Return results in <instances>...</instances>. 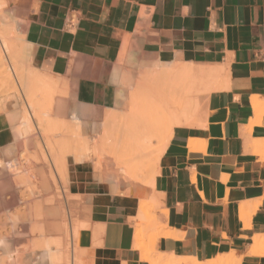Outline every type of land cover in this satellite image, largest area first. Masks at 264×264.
Returning a JSON list of instances; mask_svg holds the SVG:
<instances>
[{"label": "crops", "instance_id": "obj_1", "mask_svg": "<svg viewBox=\"0 0 264 264\" xmlns=\"http://www.w3.org/2000/svg\"><path fill=\"white\" fill-rule=\"evenodd\" d=\"M0 3L12 10L8 26H21L17 44H30L31 65L55 81L69 77L87 120L95 104L114 106L120 74L141 76L149 61L220 67L222 86L200 97L193 125L173 128L159 160L153 192L174 232L156 238V252L197 261L234 252L238 264H264V247L249 254L252 237L264 236V112L252 104L264 108V0ZM6 116L0 113V152L13 141ZM86 174L91 226L80 229L79 247L99 264H148L132 248L135 197L110 193Z\"/></svg>", "mask_w": 264, "mask_h": 264}, {"label": "bare ground", "instance_id": "obj_2", "mask_svg": "<svg viewBox=\"0 0 264 264\" xmlns=\"http://www.w3.org/2000/svg\"><path fill=\"white\" fill-rule=\"evenodd\" d=\"M5 32H1L0 46L9 56L4 55V59L0 51V108L11 124L13 141L4 146L0 158V264H85L84 249L78 245L80 229L91 226L78 220L92 210L85 170L91 165L93 177L108 183L110 193L148 197L153 210L160 201L153 192L154 178L173 128L193 123L200 94L222 86V69L149 61L145 63L149 70L141 76L120 74L114 106L108 109L95 104L87 120L85 115L80 117L65 107L66 88H58V81L31 65L30 44L18 47L21 54L17 56L14 43L20 38L15 36L13 42L11 33L7 36ZM60 82H69V77ZM8 90L16 95H1ZM252 104L259 114L264 112L257 99ZM260 153L264 154V144ZM141 200L136 216L129 218L132 226L159 222L151 226H156L155 238L174 232L164 227L163 208L149 220L150 206L146 208L147 202ZM65 207L70 211V229L59 220ZM101 228L94 224L92 235L100 234ZM252 238L249 254L257 250L256 254L261 251L259 246L264 247V236L255 234ZM137 244L133 236L132 245ZM150 250L145 257L151 255ZM89 254L92 256L93 251ZM152 254L146 263L238 264L240 260L234 252L203 261L155 251Z\"/></svg>", "mask_w": 264, "mask_h": 264}, {"label": "rangeland", "instance_id": "obj_3", "mask_svg": "<svg viewBox=\"0 0 264 264\" xmlns=\"http://www.w3.org/2000/svg\"><path fill=\"white\" fill-rule=\"evenodd\" d=\"M2 1V0H1ZM4 4H0V35H1V32H2V30H4V31H6L5 32V34L8 36V35H10V33H11V36H14V37H9V39H11V40H15V36L16 37H18V38H20V40L18 41V40H16L15 41V43H14V48L15 47H17V48H15L16 49V51H15V55L17 54V56L18 55H20L21 54V52L19 51L18 52V47H20L22 44H17V43H21L22 42V40H23V38H22V36H20V32H21V30H16L15 28H14V26L12 25L11 27H9L8 26V24L9 23H11L10 22V18H9V14L7 13V12H9V13H11L12 12V10L11 9H5L4 8ZM11 11V12H10ZM8 15V16H7ZM7 18H6V17ZM5 19H4V18ZM4 27V28H3ZM6 27V28H5ZM11 31V32H10ZM1 39V38H0ZM14 40H13V42H14ZM0 51L2 52L1 53V55L4 57V59H5V56H9L8 54L9 53H5V52H3L4 50L2 49V47L0 46ZM20 53V54H19ZM5 55V56H4ZM5 62H6V60H5ZM31 62V61H30ZM6 64H7V66H8V63L6 62ZM61 78H64V77H57V81H58V84H59V87L58 88H61V87H64V88H66L68 91H67V102H65L64 104H65V107H67L70 111H73L75 114L76 113H79L80 114V117L81 116H83V110H80V109H78V104H77V100H79V98H76V95L74 94V93H72V92H70V86H69V82H67V83H65V84H62L61 82H60V79ZM60 82V83H59ZM8 91H10V92H8ZM7 91V93H3V94H1L2 96H6V95H10L11 96V94L12 95H16L15 94V92H12V90H8ZM57 94H55V96H56ZM203 94H200V96H199V98H198V100H197V105H198V107H196V109H195V111L193 112V115H192V118H193V123L191 124V125H193L195 122H196V120H197V115L199 114V112H200V109H201V106H202V102H201V104H200V101H199V99H200V97L202 96ZM19 96H20V94H19ZM56 98H57V96H56ZM11 100V98L9 97V99H7V101H10ZM201 100V99H200ZM23 102V101H22ZM63 104V105H64ZM115 104H117L116 106H118L119 105V103H115ZM120 106V105H119ZM0 113H4L3 111H2V109L0 108ZM101 119V118H100ZM0 158L1 159H3V155L1 154V152H0ZM86 171H89V172H93V169H92V167H91V165H90V167L87 169V170H85V173H86ZM134 197H135V199H136V201H137V204L138 203H140V202H138L139 200H141V201H143V200H145L146 202H147V204H146V208L148 207V206H150V209L148 208V210H147V213H150V215L151 216H148V219H149V217H154V215H156V213L155 212H163V209H162V207H161V205H160V201H159V204H158V206H155V207H153V210H151V206L152 205H150V203H149V199H148V197H141V196H139V195H137L136 193L133 195ZM149 204V205H148ZM140 205V204H139ZM139 205L137 206V210H138V207H139ZM155 208V209H154ZM70 211H69V209L67 208V207H65V209H63V212L62 213H60L59 214V220H60V222H61V224L62 225H65L68 229H70L71 228V226H72V220H71V216H70ZM151 218V219H152ZM151 219H149V220H151ZM78 220H83V221H87L88 220V217H87V215H83V216H81V217H78ZM83 221H81V222H83ZM154 225H160V223L159 222H155V223H153ZM153 224H151V226L153 225ZM99 225V224H98ZM153 225V226H154ZM150 225L149 226H147V224L146 223H144V222H142V223H139V226L138 227H136V226H133V236L134 237H136L137 238V242H138V244L135 246V245H132V248L134 247L135 249H136V247H138L137 249H136V251H138V253H139V258H140V260L141 261H143V259H145L143 262H148L149 263V258H152L151 256H153V252L155 251H157V249H156V242H157V240H156V238H155V232L154 231H156V229H155V227H151ZM165 227V226H164ZM154 228V229H153ZM151 235H153V236H151ZM150 237V238H149ZM152 237V238H151ZM69 238H70V236H69ZM153 238H155V239H153ZM150 239L152 240V246L149 244L151 241H150ZM154 240V241H153ZM148 247H151V250L148 248ZM134 249V250H135ZM150 250L151 252H150V256L147 258V257H145V256H147L148 254H149V252L147 251L146 252V250ZM70 251H71V248L69 249ZM90 251L91 250H83L82 251V257H83V260L85 261V260H87V261H85V264H99L98 263V261L93 257V255L91 256V254H89L90 253ZM145 252H146V254H145ZM87 254H88V258L86 257L87 256ZM144 254H145V256H144ZM91 257V258H90ZM93 257V258H92ZM144 257V258H143ZM146 258H147V261H146ZM90 260V261H89Z\"/></svg>", "mask_w": 264, "mask_h": 264}]
</instances>
